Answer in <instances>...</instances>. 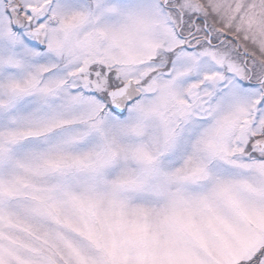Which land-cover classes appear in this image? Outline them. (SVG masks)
Returning <instances> with one entry per match:
<instances>
[{
  "label": "snow or ice",
  "instance_id": "obj_1",
  "mask_svg": "<svg viewBox=\"0 0 264 264\" xmlns=\"http://www.w3.org/2000/svg\"><path fill=\"white\" fill-rule=\"evenodd\" d=\"M0 264H264V0H0Z\"/></svg>",
  "mask_w": 264,
  "mask_h": 264
}]
</instances>
